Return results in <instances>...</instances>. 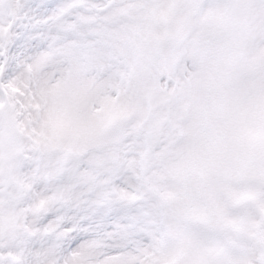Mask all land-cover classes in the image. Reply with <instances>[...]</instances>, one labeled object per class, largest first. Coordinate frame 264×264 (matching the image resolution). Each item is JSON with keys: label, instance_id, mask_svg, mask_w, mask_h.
Listing matches in <instances>:
<instances>
[{"label": "snow or ice", "instance_id": "snow-or-ice-1", "mask_svg": "<svg viewBox=\"0 0 264 264\" xmlns=\"http://www.w3.org/2000/svg\"><path fill=\"white\" fill-rule=\"evenodd\" d=\"M0 264H264V0H0Z\"/></svg>", "mask_w": 264, "mask_h": 264}]
</instances>
